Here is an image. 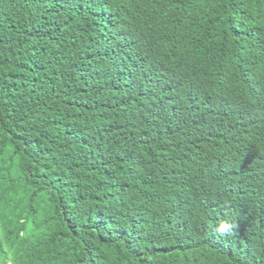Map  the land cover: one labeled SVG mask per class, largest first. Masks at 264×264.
Segmentation results:
<instances>
[{"label": "trees", "instance_id": "1", "mask_svg": "<svg viewBox=\"0 0 264 264\" xmlns=\"http://www.w3.org/2000/svg\"><path fill=\"white\" fill-rule=\"evenodd\" d=\"M0 264H264V0H0Z\"/></svg>", "mask_w": 264, "mask_h": 264}]
</instances>
